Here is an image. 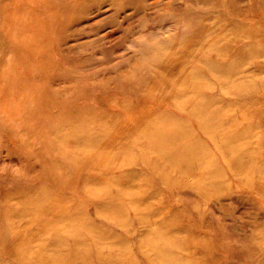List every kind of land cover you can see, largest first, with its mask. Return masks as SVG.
<instances>
[{
    "label": "rangeland",
    "instance_id": "1",
    "mask_svg": "<svg viewBox=\"0 0 264 264\" xmlns=\"http://www.w3.org/2000/svg\"><path fill=\"white\" fill-rule=\"evenodd\" d=\"M102 3L53 88L89 146L0 127V264H264V0Z\"/></svg>",
    "mask_w": 264,
    "mask_h": 264
},
{
    "label": "bare ground",
    "instance_id": "2",
    "mask_svg": "<svg viewBox=\"0 0 264 264\" xmlns=\"http://www.w3.org/2000/svg\"><path fill=\"white\" fill-rule=\"evenodd\" d=\"M102 2L0 0V127L13 130L24 139V149L35 151L44 172L58 162L52 156L50 163L53 164L46 165L42 156L59 148L61 135L68 137L69 140L64 139L66 142L78 141L83 148L93 141L94 137L88 134L89 117L80 127L63 132L51 125L53 111H59L60 120L78 112L83 116L93 114L85 105L82 109L69 106L60 110L62 107L55 96L59 90L53 88L56 78L65 70L60 46L63 42L66 45L68 40L61 39V42V36L71 24L86 19L91 10L98 11ZM111 6H117L113 14L119 17L121 6L117 1Z\"/></svg>",
    "mask_w": 264,
    "mask_h": 264
}]
</instances>
